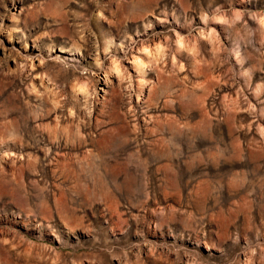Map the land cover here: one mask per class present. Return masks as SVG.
Returning a JSON list of instances; mask_svg holds the SVG:
<instances>
[{
    "label": "rangeland",
    "instance_id": "rangeland-1",
    "mask_svg": "<svg viewBox=\"0 0 264 264\" xmlns=\"http://www.w3.org/2000/svg\"><path fill=\"white\" fill-rule=\"evenodd\" d=\"M263 20L0 0V264H264Z\"/></svg>",
    "mask_w": 264,
    "mask_h": 264
},
{
    "label": "bare ground",
    "instance_id": "bare-ground-1",
    "mask_svg": "<svg viewBox=\"0 0 264 264\" xmlns=\"http://www.w3.org/2000/svg\"><path fill=\"white\" fill-rule=\"evenodd\" d=\"M264 21V20H263ZM264 23V22H263ZM210 30V29H209ZM210 34V33H209ZM181 41V40H180ZM180 41H178V42H180ZM181 44V43H180ZM115 68H118V66L116 65V67ZM119 69V68H118ZM117 70V69H116ZM115 207V206H114ZM25 210V209H24ZM29 212V211H28ZM197 231V230H196ZM192 262V261H191Z\"/></svg>",
    "mask_w": 264,
    "mask_h": 264
}]
</instances>
